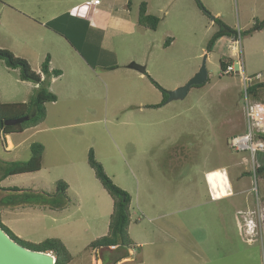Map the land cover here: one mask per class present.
<instances>
[{"label": "rangeland", "instance_id": "obj_1", "mask_svg": "<svg viewBox=\"0 0 264 264\" xmlns=\"http://www.w3.org/2000/svg\"><path fill=\"white\" fill-rule=\"evenodd\" d=\"M36 1L47 14L49 8H63L67 0H1L0 49L26 60L32 69L53 54L55 68H68L63 84L57 81L54 87L74 84L79 94L76 99L62 95L57 105L49 106L48 119L30 129L36 131L12 135L16 150L7 149V137H0V179L12 163L28 161L31 146L40 144L42 170L11 176L6 186L55 194L64 181L71 203L58 212L31 207L11 232L32 244L62 240L73 256L71 264H264V227L261 233L259 227L251 230L246 225V218L258 223L257 210L264 215V176H258L256 193L249 154L229 147L245 130L242 77L223 75L220 63L232 57L225 43L212 51L209 47L218 30L215 18L236 28L241 34L237 56L246 75L255 78L253 84L264 83V34L247 33L255 24L264 25L260 7H243L241 0H173L166 3L167 16L162 12L159 17L153 13L159 14L164 0H147L151 14L161 18L157 34L150 38L154 54L147 74L161 88L169 93L185 86L207 56L206 86L193 87L184 100L166 102L162 113L152 108L161 96L147 80L140 93L106 80V85L95 87L96 94H88L87 80L80 81V75L74 79L72 68L57 55L58 38L32 23ZM238 23L247 26L241 30ZM167 38L172 41L164 48ZM159 53H167L170 70L157 68ZM232 63L238 71L236 60ZM19 73L0 60V104L33 99L35 85L21 81ZM258 74L262 80L256 79ZM50 91L56 94V89ZM43 128L48 130L39 134ZM91 149L106 174L132 198L129 235L134 247L119 261L124 251L89 248L108 234L113 213V200L89 165ZM216 168H228L239 178L238 188L244 190L239 198L224 199L232 196L231 184L227 173L218 170L209 174L208 184L214 198L224 200L212 201L205 172Z\"/></svg>", "mask_w": 264, "mask_h": 264}, {"label": "crops", "instance_id": "obj_2", "mask_svg": "<svg viewBox=\"0 0 264 264\" xmlns=\"http://www.w3.org/2000/svg\"><path fill=\"white\" fill-rule=\"evenodd\" d=\"M43 1L44 0H42V2ZM82 1L80 2L79 0H67L66 3L64 2L63 8H61L60 10L57 9L55 12H53V10L49 8L47 10V14H44L43 11L45 9L41 8L40 2L36 1L35 5H37V8L35 10V14H33V19L35 21L30 22H32L33 24H38V26H41L40 28H44V30L50 32L52 36L58 38V42L55 41L57 44V55H60V60L63 64L68 66L70 69L72 68L75 75L73 76L74 79L77 78L78 75H80L78 78L80 79V81L87 80V83L91 87L88 91V94H96L95 87L101 83L106 85V80H109L111 83H113L115 87L120 85L122 89L124 88L125 90L130 92L134 90V93H140L141 84H145V80H147L151 84L152 88L156 89L161 96V101L156 105L161 104L164 99L161 91L148 78L150 75H146L148 72V68L150 67L149 63H152L151 57L154 54V45L152 42L153 40H151L150 38L153 36L152 34H157L158 29L157 31H152L141 26L138 23L139 8L142 3H146L148 14H156L160 17V13L163 12L164 17H166L168 14V11H166V3H170L173 0H164V4L161 5L159 14H151L150 5L147 0H100L98 4L95 3L96 0ZM241 2L243 7H249V5L252 4L258 5L262 12H264V0H241ZM220 14L221 13L216 14V17L220 16ZM246 26L242 28L238 23V27L241 30L245 29ZM232 29L236 30V28ZM255 33L264 34V25L261 30ZM232 40L233 38H221L216 43V45L225 43L227 49L230 50L229 44L233 43ZM233 46L234 49L230 50L232 51L231 56H236L238 54V48L236 47V45ZM262 52L264 53V45L261 48V53ZM165 54L167 53H164V55ZM49 55H51L52 57L51 69L61 70L62 76H60L59 78H53L51 81V88L53 90L56 89V91L53 92H56L55 95H57L58 97V102L54 104H48L47 109H49V106L57 105L62 99V95L66 99H76V96L79 94L74 84L73 86L71 84L69 88L67 86L61 88V90H58V87L56 86L54 87L57 81L63 84L64 78L68 74V72H66L68 68H64V66L55 68L53 60L55 58H53V54ZM164 55H162V53H159L160 66H157V68L161 69L160 71L170 70L169 60L165 59ZM43 62L44 60L42 62H39L37 68L33 67V69L37 70V72H40ZM40 63L41 66H39ZM76 63L78 65H76ZM133 63H137L138 65L146 67V73L142 74L136 70L131 69L130 65ZM74 65H76L77 68ZM252 73L255 74L254 71ZM85 75L86 77H84ZM82 77L84 78L81 79ZM141 108L142 109H140V111L142 112L144 106ZM164 110L165 105L161 108L156 109L157 112L162 113L164 112ZM48 117L49 116L47 115V119ZM72 126L73 125H65L62 127L66 128ZM47 130L48 128H43L40 130L39 134H41V132H46ZM30 131L32 130L29 129L24 133ZM34 131L36 130L33 129L32 132ZM11 136H7V140L9 141L7 149L11 148V150H16L17 146L15 145ZM218 170H224L227 173L231 184L232 196L224 199L227 200L231 198H239L240 195L244 193V190H239L238 188L239 178L234 179L233 176H231L232 172H230L228 168H216L207 170V172H205V185L209 190L212 201L218 202L224 200H216L208 184L209 174ZM247 174L242 175L241 178H244ZM9 180L10 178L3 180L0 184L1 187H16L10 185L6 186V182H8ZM240 205L243 209V202H240ZM30 208L31 207L19 208L14 210H1L0 213L2 217V223L14 232V224L22 221L23 217L27 215V209ZM247 210H238L237 212H246ZM18 237H22V235L19 233ZM250 241H252V239H250Z\"/></svg>", "mask_w": 264, "mask_h": 264}, {"label": "trees", "instance_id": "obj_3", "mask_svg": "<svg viewBox=\"0 0 264 264\" xmlns=\"http://www.w3.org/2000/svg\"><path fill=\"white\" fill-rule=\"evenodd\" d=\"M214 21L218 26V30L210 40L209 47L211 51L221 38L238 39L240 37L241 34L239 32L226 26L221 20L215 19ZM160 22L159 17L147 13L146 3L140 5L138 23L141 26L152 31H157ZM262 28L263 25L260 26L256 24L251 31L247 30V33L253 34ZM171 41V38H167L165 48L168 47L167 44ZM0 60L4 61L8 68L19 70V78L21 81L31 82L36 86L33 99L29 103L0 104V137L4 136L6 139L7 136L22 134L28 129L42 125L46 121L47 105L58 102L57 95L50 91L51 81L53 78H59L62 76V71L51 69V57L49 55L45 58L40 72L34 71L26 60L16 57L8 50L0 49ZM220 64L221 70L227 66L225 61ZM148 78L161 91L164 98L161 104L152 106V108H161L167 102L169 93L161 88L152 77L149 76ZM205 86L206 84L198 88ZM248 92L254 98L262 100L261 96L264 93V83L261 81L257 84H253ZM22 118H28V120L14 126L6 125V122L8 121ZM30 150L31 157L28 161L12 163L5 169L0 179V184L3 180L11 176L34 174L42 170L44 147L40 144H33ZM88 162L91 168L95 171L97 179L101 182L102 186L113 200V213L110 216L108 234L92 242L89 245V248L97 251L103 249L111 250L113 248L114 250L124 251V255L119 257V261L127 258L130 250L134 247V243L131 241L129 235L132 198L128 192L118 187L106 174L103 166L97 162L92 149L89 152ZM259 175L264 176V169L259 171ZM68 189L69 186L64 181L58 183L57 192L55 194L37 192L28 188H2L0 185V212L3 209L14 210L27 207L46 208L52 211H64L70 207L69 205L71 203V200L67 195ZM0 226L12 237V239L22 246L37 252L52 253L56 257V264H71L73 261L72 254L60 239H48L39 244L24 242L17 238L11 230L2 223L1 213Z\"/></svg>", "mask_w": 264, "mask_h": 264}, {"label": "built area", "instance_id": "obj_4", "mask_svg": "<svg viewBox=\"0 0 264 264\" xmlns=\"http://www.w3.org/2000/svg\"><path fill=\"white\" fill-rule=\"evenodd\" d=\"M100 0H96L98 4ZM233 45H240V40H235ZM236 64L239 67L235 70L233 64H228L223 70V75L238 74L242 77L244 86V117L245 130L242 134L234 136L230 143V149L235 153H248L249 164L251 172L254 176V191L258 193L257 179L259 171L264 169V102L258 100L249 94V89L253 86L255 78L247 76L245 73V66L240 56L236 59ZM256 79L262 80V75L258 74ZM258 220V225L253 221H249V229L260 228L262 233V226L264 227V215Z\"/></svg>", "mask_w": 264, "mask_h": 264}, {"label": "water", "instance_id": "obj_5", "mask_svg": "<svg viewBox=\"0 0 264 264\" xmlns=\"http://www.w3.org/2000/svg\"><path fill=\"white\" fill-rule=\"evenodd\" d=\"M206 59L200 70L185 86L169 92L168 103L184 100L193 87H200L208 83L209 74L206 67ZM130 68L142 74L146 73V67L133 63ZM28 118L16 119L6 122L7 126L21 124ZM0 264H56V257L52 253L30 250L18 242L3 230L0 226Z\"/></svg>", "mask_w": 264, "mask_h": 264}, {"label": "clouds", "instance_id": "obj_6", "mask_svg": "<svg viewBox=\"0 0 264 264\" xmlns=\"http://www.w3.org/2000/svg\"><path fill=\"white\" fill-rule=\"evenodd\" d=\"M234 40H232V42H234L235 40H238V39H235V38H233ZM240 45H241V43H240ZM232 46H233V44H232ZM234 47V46H233ZM237 48H238V46H236ZM230 50H232L231 49V47H230ZM233 57V58H232ZM232 57H229L227 60H228V62H226V64L228 65V64H233L232 63V61H235L236 59H237V55L236 56H232ZM245 66V65H244ZM262 102H264V101H262ZM262 216H263V214H262ZM261 216H260V214H259V217L258 218H260ZM253 220V219H252ZM259 220V219H258ZM249 221H251V220H249ZM249 221H248V223H246V225L249 227ZM254 221V220H253ZM255 222V221H254ZM255 223H257V222H255ZM258 224V223H257ZM253 233V232H252ZM114 249V248H113Z\"/></svg>", "mask_w": 264, "mask_h": 264}, {"label": "flooded vegetation", "instance_id": "obj_7", "mask_svg": "<svg viewBox=\"0 0 264 264\" xmlns=\"http://www.w3.org/2000/svg\"><path fill=\"white\" fill-rule=\"evenodd\" d=\"M248 211H246V212H243V213H247ZM257 212V215H256V213L254 214V215H256L257 216V218L259 217V214L261 215L262 214V210H257L256 211ZM246 221L248 222V220H247V218H246Z\"/></svg>", "mask_w": 264, "mask_h": 264}]
</instances>
